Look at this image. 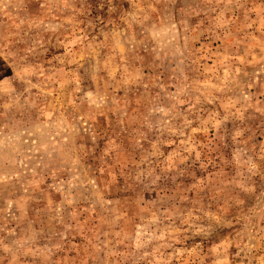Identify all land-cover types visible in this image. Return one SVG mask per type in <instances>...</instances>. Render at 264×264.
Instances as JSON below:
<instances>
[{"label": "rangeland", "instance_id": "374dc122", "mask_svg": "<svg viewBox=\"0 0 264 264\" xmlns=\"http://www.w3.org/2000/svg\"><path fill=\"white\" fill-rule=\"evenodd\" d=\"M0 264H264V0H0Z\"/></svg>", "mask_w": 264, "mask_h": 264}]
</instances>
